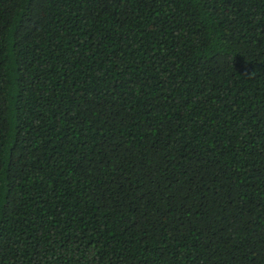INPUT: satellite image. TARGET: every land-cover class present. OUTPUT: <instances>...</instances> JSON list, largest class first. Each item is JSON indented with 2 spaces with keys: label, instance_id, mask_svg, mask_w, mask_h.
Here are the masks:
<instances>
[{
  "label": "trees",
  "instance_id": "trees-1",
  "mask_svg": "<svg viewBox=\"0 0 264 264\" xmlns=\"http://www.w3.org/2000/svg\"><path fill=\"white\" fill-rule=\"evenodd\" d=\"M0 264H264V0H0Z\"/></svg>",
  "mask_w": 264,
  "mask_h": 264
}]
</instances>
